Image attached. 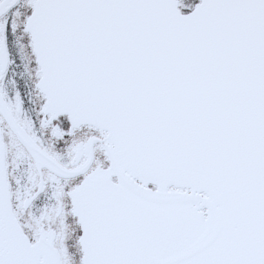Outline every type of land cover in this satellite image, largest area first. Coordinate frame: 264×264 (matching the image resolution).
Segmentation results:
<instances>
[{
  "label": "snow or ice",
  "instance_id": "snow-or-ice-1",
  "mask_svg": "<svg viewBox=\"0 0 264 264\" xmlns=\"http://www.w3.org/2000/svg\"><path fill=\"white\" fill-rule=\"evenodd\" d=\"M0 264H264V0H0Z\"/></svg>",
  "mask_w": 264,
  "mask_h": 264
}]
</instances>
